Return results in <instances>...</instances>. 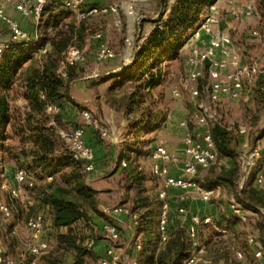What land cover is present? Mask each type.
<instances>
[{
    "label": "trees",
    "instance_id": "obj_1",
    "mask_svg": "<svg viewBox=\"0 0 264 264\" xmlns=\"http://www.w3.org/2000/svg\"><path fill=\"white\" fill-rule=\"evenodd\" d=\"M216 1L178 0L167 18L156 24L148 34L145 42L137 50L134 60L123 66V72L117 74V79H121L119 78L121 75L129 76V79L146 77V89L159 85L162 77V61L181 55L185 40L200 25L206 10ZM254 5L258 21L256 29L264 41V0H254ZM70 12L72 11L65 8L58 0H49L40 23L44 34L41 41L36 45L13 46L0 63V183L6 177L12 179L19 166H24L35 173L36 185L27 189L34 191L39 185V200L51 209L49 213H51L53 229L50 233L54 235V239L49 254L44 257V260L50 264H68V260L72 257L68 256L69 253L76 260L75 263L71 262L72 264H87V257L95 255L94 248L84 245L85 239L89 236L87 232L99 233L101 229V226L90 227L92 224L90 213L103 214L99 208L98 190L87 184L88 172L84 169L83 163L72 159L69 143L60 134L62 113L67 105L69 103L79 105L70 95V82L75 78L74 68L77 66L71 67L68 77L62 79L58 75L59 63L64 51L71 44H77L82 40L83 33L87 34L88 31V34H93L100 31L90 28L89 21L94 16L81 20L79 24L72 20L62 23ZM46 45L47 51L39 55L40 57L35 56L38 47ZM28 61L29 64L25 65ZM205 70L208 71L207 66ZM16 96L27 101L25 110L12 111L11 102L16 100ZM255 99L256 109L247 108L245 113L249 115L253 111V120L257 123L260 118L257 117L256 112L257 108L264 104V91L256 94ZM51 103L60 107L58 113L47 112V106ZM162 110L160 115H154L148 110L143 111L134 122L143 127L135 134L134 144H139L135 149L137 154H146V150L143 151L142 147L151 145V140H142L139 135L164 126L165 121L170 117L168 109L162 108ZM79 125L82 124H75L72 127ZM238 127L239 125L230 127L220 121L212 126L219 159L230 157L233 164L226 168L217 162L204 169L208 171L203 182L196 177L202 186L210 187L227 183L237 187L241 175L239 173L241 161L237 158ZM263 135L264 128L258 131L255 128L251 134V143H256L263 138ZM14 136L18 137V142L15 144L10 141ZM11 161L13 164L10 165L9 174L6 171V164ZM121 174L124 180L122 185L135 191L130 208L139 216V224L136 227L142 242V249L136 257L139 263L183 264L192 251L187 226L184 223L178 226L170 225L169 239L163 246L159 245V216L162 201L156 189L157 178L152 174L147 175L137 164L124 166ZM48 176H52V179L48 180ZM254 178L255 173L242 190H237L235 198L245 208L257 213L259 207H264V189L254 184ZM225 217L226 215H223V221L228 224L230 230L239 223L234 216ZM81 221L85 222L83 226L79 225ZM218 223L222 224V220ZM241 224L243 223H239ZM62 227L67 229L61 231ZM209 227L211 226L201 227L200 231V235L206 237L209 254H214L213 246L218 244L230 249L228 241L233 238L234 231H229L225 235L217 231L209 234L207 232L209 229H206ZM79 230L83 233H79ZM261 242L264 243V238H261ZM250 248L248 249L251 253L247 252V258L252 264H257V257Z\"/></svg>",
    "mask_w": 264,
    "mask_h": 264
},
{
    "label": "built area",
    "instance_id": "obj_2",
    "mask_svg": "<svg viewBox=\"0 0 264 264\" xmlns=\"http://www.w3.org/2000/svg\"><path fill=\"white\" fill-rule=\"evenodd\" d=\"M49 0H0V20L3 21L8 31L10 39L3 41L0 38V63L13 46L36 45L38 38L33 37L28 30L21 27L20 23L8 15L6 5L11 4L16 10L25 16H30L35 25L41 23L45 6ZM63 6L71 10L79 20H84L92 16L113 15L116 25H120V8L116 0H106L105 4H92L86 0H58ZM136 0L127 2V8ZM144 1V0H141ZM218 1V0H217ZM217 1L211 5L203 15L200 25L194 29L189 37L187 47L189 51L186 57V76L184 79L183 89L187 90L192 99V109L188 118L181 119L179 126L184 130L183 147L184 158L171 152L164 143L157 144L150 152L151 174L160 179L162 186L158 195L162 201L161 212L159 216V242L165 243L171 233V201L169 191L176 189L180 192L178 212L184 215V223L187 226V232L191 241L192 251L185 259L183 264H214L209 257L207 246L200 241L201 227L211 226L220 234H228L230 228L226 223H218L219 218L213 217L211 214H202L192 212L190 204L201 200L210 202L221 194V186L213 185L210 187L202 186L196 177L201 169H207L210 166L220 162L219 152L215 146L212 135V126L218 122L217 106L219 101L225 97L231 99L248 101L250 98L248 88L252 86L261 70L256 62H243L241 52L234 46L230 33L221 30L219 27L220 11ZM131 10V9H130ZM256 8L253 4H247L242 11V15L250 17L255 15ZM253 35L258 36V31L254 30ZM1 36V31H0ZM105 34L97 31L92 38L97 42V59L101 62L114 59L117 54L105 40ZM206 37V45L203 47L195 44L196 41L203 40ZM127 45L130 38L126 37ZM44 53L46 48L39 47ZM88 51L76 45H70L64 51L63 57L59 63L58 75L62 79H66L69 75V69L77 66L87 60ZM207 66L208 76L210 78L209 85L201 89L198 85L200 77L203 75ZM121 69L113 70L114 73L120 72ZM175 97L182 96L181 88L174 87L172 90ZM202 92L205 93L206 100L200 97ZM50 114L59 112L60 107L51 103L47 106ZM82 117L87 124L100 132L102 138H110L108 130L103 126L102 122L95 118L89 110L82 111ZM192 122V126H190ZM86 125L82 124L66 130H60L61 136L68 141L70 146V154L73 160L83 163L86 172H92L95 168V150L86 142ZM239 134H247L246 126H239ZM246 143L244 149H248ZM241 175L237 182L238 190H242L253 177L255 173L254 183L259 188L264 189V168L257 171L258 160L261 157V147L257 145L252 149L239 153ZM180 165L182 175H175L171 172L172 165ZM123 166L127 165L126 161L122 162ZM48 180L52 176L47 177ZM1 189H5L11 196V202L0 201V222L3 217L8 222L10 230L9 235H20L19 222H15L19 217V210L16 203L28 204L29 200L25 196L27 188H34L36 178L33 172L24 166H19L12 179L8 182L0 183ZM228 215L234 216L239 223L248 222L250 213L255 212L245 208L234 196L228 205ZM260 211L264 215V209ZM113 213H126L132 217L135 231L132 238V245L135 250L142 249L141 235L136 227L139 224V216L131 210L130 207L117 205L112 208ZM226 213V214H227ZM27 236L24 240L25 249L17 257L11 251L12 247L5 244L0 229V264H50L44 260L49 254L52 247V226H49L47 212L42 207L37 212L31 214L25 224ZM104 237L109 244L99 253L97 264H140L136 257H129L125 248L119 244L121 239L120 227L112 221L103 226ZM257 227L252 228V232L245 234L247 244L254 249L257 259H264V245L257 238ZM86 244L90 248L96 247L97 240L89 238ZM235 257L239 260L245 258L243 250H236ZM70 264V263H68ZM155 264V263H154Z\"/></svg>",
    "mask_w": 264,
    "mask_h": 264
},
{
    "label": "rangeland",
    "instance_id": "obj_3",
    "mask_svg": "<svg viewBox=\"0 0 264 264\" xmlns=\"http://www.w3.org/2000/svg\"><path fill=\"white\" fill-rule=\"evenodd\" d=\"M116 1L118 2L120 8V25L115 24L114 17L111 14L105 16H94L89 21L91 24L90 28H92L93 30L98 29L104 32L105 40L116 51L117 56L114 59L105 62H101L97 59V42L92 38V35L94 33L88 34L87 31V34L83 33L82 40H79L77 44H71L86 48V50L88 51V57L85 62L78 64L77 67L74 68L75 78L72 82H70V95L74 99L75 103L79 106H76L74 104L76 106L74 108L69 104L67 105L66 109L62 113V124L60 130L70 129L75 124H84L86 125L87 131H92L93 134H96V136L100 138V142L102 140L107 146L111 148L110 144L112 143L110 139L114 138L112 125L115 124L118 128L123 127V125H127V128L124 129L126 131H124L123 133L124 140L121 143L123 144L124 151L126 152V154H128L127 152L129 150H133L134 152H136L135 149L139 146V144L137 143L134 144V140L136 138L135 134L137 130H140L142 125L140 126L139 124H136L134 122L137 121V117H139L140 113L148 110V112L151 111L154 115H160L163 111L162 108L168 109L170 115H175V117H173L175 122L172 123L171 127L167 128L166 126H161L139 135V138H141L142 140H151L150 144L153 141L155 142H153L151 146L145 148L142 147L143 151L146 150V154L138 155L137 159H134V157H132V160L130 161L126 159L127 165L137 164L144 170L146 174L150 176L151 160L149 158V151L154 148V144L157 142L159 144V141H163L165 143L175 142L176 144L183 143L182 138L184 130L179 126V122L181 119L189 117L193 106L189 92L183 89L184 79L187 70L186 57L189 51V47H187L189 37L185 40V43L182 48V53L179 57L162 61L161 83L155 86L154 88L146 89V77L139 79H129V76L121 75L119 77L121 79H117V74L123 72V66L130 64L134 60L137 50L145 42L148 34L152 31L156 24L167 18L172 7L177 3L178 0H136L131 3L130 8H127V2H129L130 0ZM243 1L244 3H248V0ZM252 4L254 5V0L252 1ZM67 20L76 21L77 24H79L81 21L76 17L73 12H70L69 16L63 19L62 23L67 22ZM222 20L223 19L221 15L219 19V24H221L220 22H222ZM256 20L257 19L255 15L245 17L242 16L241 13H239L237 16L234 15V18L230 21L229 24H226L224 27H220L219 25L216 27H220L221 30H228L232 37L234 46L240 49L239 51L241 52L242 61L248 63L256 62L262 72H260V74L264 75V41L262 39V35L259 32L258 36L252 34L254 30L258 31L256 29ZM1 30H3L4 32V38L8 37L7 33H9V31L5 30L4 28ZM126 37L130 38V43L128 45L125 40ZM1 40L4 41L6 39ZM195 44H198L199 46L203 47L204 45H206V37L203 40L196 41ZM36 53L35 56H38L39 54ZM28 64L29 61L25 65ZM117 69H121V71L116 73H110L111 75L104 74L107 70ZM154 69H156V67ZM205 71L203 72V75L198 81V85L201 89L206 88L210 83L208 71ZM258 78L259 77H257V79ZM262 83L264 84V79ZM256 85L257 80L252 86L248 88L250 95L248 101L224 98L219 101V104L217 106V116L220 122L230 127L235 125H242L246 126L248 129V135L246 136L247 139L245 141H248L250 143L249 148L245 150L241 145L238 144L240 151L238 150L239 152H237V158L239 161V153H242L243 151L245 152L256 146H251L250 141L251 134L254 132L255 128H257V131L261 128H264V104H262L261 107L257 108L256 114L257 117L260 118L259 122H254L253 111L249 114L250 117H248L247 121L245 120V118L244 120H241V113L245 112L247 108H253V110L256 109L255 104L250 105L254 98V91ZM174 87L181 88L182 96L180 98L174 96L172 92ZM200 98L202 100H206L204 92H202ZM22 100L23 99L20 96L16 98V103L11 104L12 111L14 109H21L20 106H22L23 104H20L19 101ZM82 110H89L95 118L102 122L103 126L108 130L109 134L111 135L110 139H101L100 132L95 131V129L89 124H87L86 120L82 117ZM112 119L114 120L111 121ZM190 126H192V122H190ZM141 129H143V127ZM220 164H222V162ZM257 165V171H260L264 168V154H262L259 158ZM207 171L208 170L203 169L199 172L197 177L201 182H203ZM239 173H241V169ZM33 174L35 175L34 172ZM10 180L11 177H6L3 181L8 182ZM155 182H157V187H159V179L155 180ZM106 184L123 187V189L126 190L125 195L128 198H132L135 194L134 190L127 189L122 185L124 184V180L123 175L121 173L109 179L108 183ZM38 187L39 185L34 191L27 190V193L25 195L27 197V200L40 199V197H38L40 193ZM226 189V192H221V194L224 195V198L220 199L221 197H216L210 202L203 203V205L207 206L212 203L214 204L218 202H223L222 204L224 206V211H229V207L227 206L230 204L231 198L233 196L235 197L238 187L229 185L228 187H226ZM171 197H173L174 199H178L177 190L173 194H171ZM98 198L101 200V194H98ZM106 198H108V196ZM0 201H12L8 191L5 189H1V187ZM16 204L19 210L20 235H9L7 228L8 230H10L11 228L8 223L12 224L13 221L10 220L8 222L3 217H1L2 220L0 222V229L5 244L12 247L11 251L17 257V255H19L25 249L24 240L27 236V230L25 229L26 217H29L31 214L41 209L42 202L39 200V203L37 201L34 203L36 204V209L31 208V206H34V204H28L27 208H23V211H20L21 207H19L20 205L22 206L23 203L19 202ZM195 205L196 204H193V206ZM200 205L201 204H199L198 206L200 207ZM261 208L264 209V207H259V212L254 214L250 213L248 216V222L241 224V227L244 226L245 230L251 232L254 226L257 227V238L259 240H261V238H264V234H262L264 232V225H262L264 224V215L260 211ZM22 217H25L24 220L22 219ZM184 217V215L179 214L178 209H176V207H172L170 224L172 226H175L178 224V221L182 222L184 220ZM15 222L18 221L16 220ZM91 223L92 224H90V227H92V225H95V227L101 226L99 225V221L97 218L94 219L92 217ZM78 232L80 233L82 231L79 230ZM121 232L122 236L124 232L122 230ZM207 232L209 234H212V231L210 229ZM87 235L89 236L84 241L85 246H87L86 241L89 238H95L97 241L99 239L98 232L92 234L88 233ZM53 236L54 235H52V238L54 239ZM200 241L207 245L206 237L202 234L200 235ZM220 254L219 258H222L223 255ZM68 256H72L70 258V261H72L73 255L69 253ZM96 257V255H89L87 257L88 263L96 264ZM231 259H233L232 256ZM69 263L72 264L71 262Z\"/></svg>",
    "mask_w": 264,
    "mask_h": 264
},
{
    "label": "crops",
    "instance_id": "obj_4",
    "mask_svg": "<svg viewBox=\"0 0 264 264\" xmlns=\"http://www.w3.org/2000/svg\"><path fill=\"white\" fill-rule=\"evenodd\" d=\"M252 1L253 0H248V3H244L243 0H218L217 5L219 7L220 16L222 15V19H223L222 22H220L221 24H219V26L224 27L226 24H229L230 21L234 18V15L237 16L239 13H242V11L246 7V5L249 3L252 4ZM86 2L92 3V4H105L107 1L106 0H86ZM6 11H7L8 15H10L12 18L16 19L20 23V25L23 29L28 30L33 37H37L38 42L41 41V38L43 36L41 25L39 24L37 27L35 25V22L32 19V17L23 15L18 10H16L14 8V6L11 4L6 5ZM256 23H257V20H256ZM3 28L5 30H8L6 24L0 20V31H1L0 38L6 39L4 41H8L10 39V32L7 33L8 37L4 38V36H3L4 32H3V30H1ZM226 31H228V30H226ZM39 47L48 49L47 45L46 46H39ZM39 47H38V51L36 54H39V55L44 54L45 52L43 53L41 51V49L39 50ZM238 50H240V49H238ZM110 73H114L113 70H107L104 74L108 75ZM259 75L260 76H258L259 78L257 79V85H256V88L254 91V98H253L252 102L250 103V105L255 104V106H256L255 95L260 93L261 91H264V84L262 83V81L264 79V75H262V74H259ZM225 98H229V97H225ZM22 99H23L22 101H19L20 104L21 103L23 104L22 106H20L22 109V110L20 109L21 111L25 110L26 105H27V101L24 98H22ZM14 103H16V101L11 102V104H14ZM70 105L74 108L76 107L74 104H70ZM47 112H48V110H47ZM241 114H242L241 120H244V118H245V120L247 121L248 117H250V115H247L245 112H242ZM173 117H175V115H170V117L165 121L164 126H166L167 128L168 127L170 128L172 123L175 122ZM113 120L114 119H112L111 121H113ZM239 126H242V125H239ZM125 128H127V125H123V127H121V128H118L115 124L112 125L114 138H111V139L109 138L111 143H112V144H110L111 148L109 146H107L105 144V142H103L102 140L100 142V138H98L96 136V134H93L92 131L89 130L86 133V141L88 142V144H90L94 148L95 154H96L95 168L92 172H89L87 174L86 182H87V184H89L90 186H92L96 190H98L99 194H101V200H100L99 208L103 212V214H101V215H99L97 213H93V212L90 213V215L94 219H96V218L98 219L99 225H101V229L99 230V239H98L96 247L94 249L95 255L97 256L95 259L97 261V263L99 260L100 251L102 252V250L109 244L108 240L104 237L103 229H102L104 224L109 222V221L115 222L120 227V229L124 232V234L121 236L119 244L122 245L125 248V250L127 251L128 254H126V255L133 258V257H137L139 254V251L135 250V248L131 242L132 238H133L134 231H135V226L133 224L132 217L127 215L124 212H122V213H113L112 212V208L117 206V205H124V206H128V207H132V198H128L125 195L126 190L123 189V187H119L117 185L113 186V185L106 184V183H108L109 179H111L115 175L121 173V170L124 167L122 165L123 161H126V159H128L130 161V160H132V157H134V159H137V157L139 155V154H137V152H134L133 150H129L127 152L128 154H126V152L124 151L123 144L121 142L124 140L123 133H124V131H126V130H124ZM238 135H239L238 136L239 145H241L244 148L246 143L248 145L250 144L248 141H245L247 139L246 136L248 135V133L246 135L238 133ZM101 139H103V138L101 137ZM105 139H107V138H105ZM10 141L13 144H15L18 142V137L14 136ZM153 142H155V141H153ZM153 142L151 143V145L153 144ZM161 142L164 143L171 152L179 155V157L181 159L184 158L183 143L176 144L175 142L165 143L163 141H159V143H161ZM157 144H158V142L154 144V147ZM252 145H256V146L261 145L260 146L261 147V155L264 154V135H263L262 139H260L256 142V144L251 143V146ZM238 150L240 151L239 147H238ZM149 158H150V156H149ZM150 160H151V158H150ZM221 162H222L221 165L226 167V168L230 167L233 164V160L230 157H223L222 159H220V163ZM11 164H13L12 161L8 162L6 164V171L9 174L11 173V167H10ZM171 172L175 175H182L180 165H178V164L171 166ZM159 181H160V185H158L159 187H156V189H158V192L162 186V182L160 179H159ZM220 186H221V192L223 191V193H224V192H226L225 190H227L226 187H228L229 185L227 183H222V184H220ZM175 191H176V189H171L169 191V198L171 201V214H172V207H176V209H177V206L180 202L179 201L180 192L178 190H177L178 199H174L173 197H171V194H173ZM107 196H108V198H106ZM219 197H221L220 199H222V198H224V195L220 194ZM36 201L39 202L38 199L37 200H34V199L29 200L28 204L33 205ZM220 201H223V200H220ZM203 203H206V202H203L201 200H197V201L191 203L190 204V210L192 212H199L202 214H211L213 217L219 218L220 220H222V223H226L225 221H223V215H226L225 218H228L229 213H227L228 211L226 212L227 214L225 213L226 210L224 211V206L222 204L223 202H221V203L218 202V203H214V204L212 203V204L207 205V206H204ZM28 204L23 203L22 206L20 205L19 206V207H21L20 211H23L24 207L27 208ZM193 204H196V205L193 206ZM199 204H201L200 207L198 206ZM35 205L36 204H34V206H31V208L35 209V207H36ZM41 207H43L45 209V211L47 212V216H48V220H49V226H52L51 213H49L51 211L50 207L45 206L44 204H41ZM24 218L25 217H22L23 220H24ZM27 218L28 217H26V220H27ZM17 221L18 222L20 221L19 217L17 218ZM183 223H184V220L182 222L178 221V224L175 226H178V225L183 224ZM84 224H85L84 221L79 222L80 226H83ZM240 226L241 225H239V223H238L237 226L233 227L230 230V231H234V232H232L234 234L233 238L228 241V245H229L230 249H226L225 245H222V244H218V245L213 246L214 254L213 253H212L213 255L209 254V257L213 260L214 264H239V263L240 264H252L251 261L247 258L248 257L247 252L251 253V251H249V249H248L250 246L247 244V241L245 238V234H246L247 230L244 229L245 227L241 228ZM52 229H53V227H52ZM66 229H67L66 227L60 228L61 231H65ZM209 229L212 231V233H215V230L212 227H209ZM54 232H56V229L54 230ZM85 232H87V230H85ZM255 232L257 233V231H255ZM87 233H89V232H87ZM229 234L231 235V233H229ZM213 239H215V237ZM260 243L262 245H264V243H262L261 240H260ZM163 244L164 243H159L160 246H163ZM236 250H243L245 252V258L243 260H240L241 262H239V259L235 258V251ZM250 250H251V248H250ZM252 250L254 251V249H252ZM220 253L223 255L222 258H219ZM231 256L233 257V259H231ZM68 261L72 262V263L76 262V260L74 258L72 261H70V259ZM87 264H90V263L87 262ZM257 264H264V259H257Z\"/></svg>",
    "mask_w": 264,
    "mask_h": 264
}]
</instances>
